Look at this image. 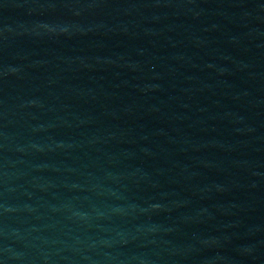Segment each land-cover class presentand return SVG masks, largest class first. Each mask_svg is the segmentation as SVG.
Masks as SVG:
<instances>
[{"label":"water","instance_id":"water-1","mask_svg":"<svg viewBox=\"0 0 264 264\" xmlns=\"http://www.w3.org/2000/svg\"><path fill=\"white\" fill-rule=\"evenodd\" d=\"M0 264H264V0H0Z\"/></svg>","mask_w":264,"mask_h":264}]
</instances>
